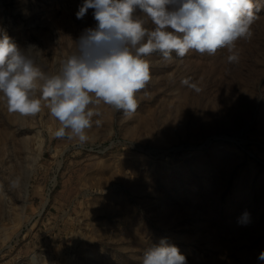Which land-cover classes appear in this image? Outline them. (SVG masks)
<instances>
[{"label":"rangeland","instance_id":"374dc122","mask_svg":"<svg viewBox=\"0 0 264 264\" xmlns=\"http://www.w3.org/2000/svg\"><path fill=\"white\" fill-rule=\"evenodd\" d=\"M82 3L0 0V35L56 74L95 27ZM252 32L234 64L226 49L147 57L136 113L101 104L83 147L47 109L0 102V264H141L161 243L187 264H264V9Z\"/></svg>","mask_w":264,"mask_h":264},{"label":"clouds","instance_id":"9594fccd","mask_svg":"<svg viewBox=\"0 0 264 264\" xmlns=\"http://www.w3.org/2000/svg\"><path fill=\"white\" fill-rule=\"evenodd\" d=\"M89 9L95 27L84 30L56 74L38 65L31 46L22 49L6 33L0 35V102L23 117L47 109L60 124L54 137L77 140L81 147L89 140L87 130L101 124L93 119L102 116L101 104L125 116L136 113L137 96L151 80L147 57L159 53L171 61L173 53L183 59L190 51L214 55L226 49L227 62L238 63L237 42L252 38L264 0H83L76 18ZM181 83L202 91L190 78ZM20 183L12 179L9 187ZM141 264L187 261L176 246L161 243L143 253Z\"/></svg>","mask_w":264,"mask_h":264}]
</instances>
